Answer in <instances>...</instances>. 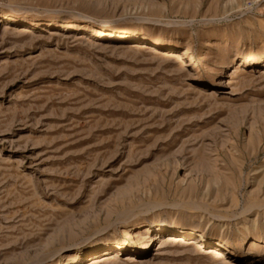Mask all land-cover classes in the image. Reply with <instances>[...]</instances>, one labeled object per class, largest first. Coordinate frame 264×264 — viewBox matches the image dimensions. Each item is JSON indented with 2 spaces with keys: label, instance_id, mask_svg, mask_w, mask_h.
I'll use <instances>...</instances> for the list:
<instances>
[{
  "label": "rangeland",
  "instance_id": "rangeland-1",
  "mask_svg": "<svg viewBox=\"0 0 264 264\" xmlns=\"http://www.w3.org/2000/svg\"><path fill=\"white\" fill-rule=\"evenodd\" d=\"M92 260L264 264V0H0V264Z\"/></svg>",
  "mask_w": 264,
  "mask_h": 264
},
{
  "label": "bare ground",
  "instance_id": "bare-ground-1",
  "mask_svg": "<svg viewBox=\"0 0 264 264\" xmlns=\"http://www.w3.org/2000/svg\"><path fill=\"white\" fill-rule=\"evenodd\" d=\"M21 22H22V21H21ZM170 39H171V38H170ZM157 44H158V43H157ZM173 54H174V53H173ZM168 55H169V54H168ZM171 56H172V55H171ZM173 56H174V55H173ZM170 58H172V57H170ZM170 58H169V59H170ZM173 58H175V57H173ZM136 236H137V235H131V234L129 235V234H128V235H126V238H127V239H129V238H130V239H133V238H134V239H135V240H134V243H135V244L141 243L143 240L146 239L145 236H143V237H139V235H138V237H136ZM195 237H196V236H195ZM177 238H178V237H177ZM166 239H167V238H166ZM170 239H171V238H170ZM170 239H169V240H170ZM172 239H174V238H172ZM209 239H210V238H209ZM162 240H163V238H162ZM180 240H181V239H180ZM180 240H179V241H180ZM217 240H219L220 243H222V242L225 240L224 242L227 243V242L229 241V238H227V237H223V236H219ZM217 240H216V241H217ZM184 241H185V240H184ZM163 242H164V241H163ZM163 242L161 243V245L163 244ZM165 242H166V240H165ZM169 242H170V241H169ZM173 242H177V241L174 240ZM167 243H168V242H167ZM170 243H171V242H170ZM220 243H219V244H220ZM121 244H122V243H121ZM172 244H174V243H172ZM182 244H183V243H182ZM164 245H165V244H164ZM164 245H163V246H164ZM168 245H170V244H168ZM179 245H180V243H179ZM184 245H185L186 247H187V246H191V247H194V248H198V247H199V244H198L194 239L186 240L185 243H184L183 245H181V246H184ZM215 245H216V244H215ZM121 246H122V245H121ZM165 246H166V245H165ZM172 246H174V245H172ZM176 246H177V245H176ZM159 247H161V246H159ZM182 248H184V247H182ZM98 249H99V248H98ZM160 249H161V248H160ZM99 251H100V250H99ZM190 251H191V250H190ZM202 253H203L204 255H206V256H212V257H214V258H216V259L221 257V254H220L216 249H213V248L205 249L204 252H202ZM90 255H91V254H90ZM110 255H111V254H110ZM158 256H159V255H158ZM223 258H224V257H222V259H223ZM96 259H97V258H96ZM98 259H99V258H98ZM98 259H97V260H98ZM105 259H106V258H102V259H99V261L101 262L102 260H105ZM108 259H110V258H108ZM127 259H128V258H127ZM93 260H94V259H93ZM93 260H92V262L89 263V264L95 263V261H93ZM99 261H97V262H99ZM130 261H131V260H130ZM87 264H88V263H87Z\"/></svg>",
  "mask_w": 264,
  "mask_h": 264
}]
</instances>
